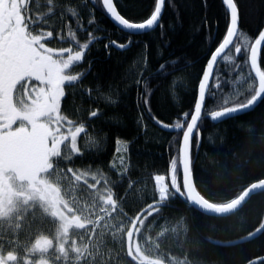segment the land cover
<instances>
[{"label":"snow or ice","instance_id":"snow-or-ice-1","mask_svg":"<svg viewBox=\"0 0 264 264\" xmlns=\"http://www.w3.org/2000/svg\"><path fill=\"white\" fill-rule=\"evenodd\" d=\"M222 4L226 6V31L198 77L192 107L181 112L176 123L166 124L152 114L154 89L143 71L135 80L137 88H144L137 112L143 108L156 124L178 133L168 144L167 171L151 177L153 191L147 197L151 203L130 215L125 206L140 181L128 178L130 168L123 156V171L115 180L92 171L91 165L88 170L69 166L74 157L83 159L91 151L85 144L100 146L101 140L91 134L93 126L86 127V120L104 115L97 108L85 118L72 98L79 94L92 101L103 98L116 103L100 92L101 85L82 86L91 67L77 70L97 39L88 27L106 31L98 26L96 7L106 10L121 31L128 33L124 43L108 40L104 45L108 52L113 46L127 50L140 42L133 37L156 27L163 35L166 0H150L141 20L122 12L127 7L122 0H81L78 4L74 0H0V264H195L183 251L188 229L182 224L170 228L158 223H167L165 209L179 200L193 213L195 222V213L226 219L254 199L264 201V132L259 134V156L252 155L231 169L227 164L217 165L212 172L199 164L200 129L206 119L219 122L264 107V57L260 55L264 28L242 40L239 0H222ZM85 15L87 25L82 22ZM80 31L87 33L86 42L78 39ZM53 42L60 46H52ZM220 58L233 60L229 67L238 77L227 93L228 81L219 74ZM178 63L179 58L160 63L153 78L182 71ZM208 98L216 102L215 110L209 108ZM249 133L256 143V130L249 129ZM255 169L259 177L250 179L248 170ZM125 182L121 194L116 189ZM224 195L228 198L223 202L211 198ZM244 231L240 240L264 237V214L251 231ZM168 241L182 250V259L171 254ZM211 242L226 247L235 243ZM247 264H264V256Z\"/></svg>","mask_w":264,"mask_h":264},{"label":"trees","instance_id":"trees-1","mask_svg":"<svg viewBox=\"0 0 264 264\" xmlns=\"http://www.w3.org/2000/svg\"><path fill=\"white\" fill-rule=\"evenodd\" d=\"M239 2L242 8L241 27L245 33L241 39L255 37L264 28V0ZM122 4L127 5L121 10L128 18L141 20L147 15L150 0H122ZM95 13L98 26L106 31L97 32L89 26V31L97 39L90 44L87 50L90 54L80 67V71L91 67V73L82 86L93 89L96 85H101L100 92L110 95L116 103L112 105L103 98L92 101L86 95L79 94L72 98L75 108L84 113L85 118L88 111L97 108L104 115L91 121L86 120V127L89 123L93 126L91 134L101 140L100 146L85 144L91 151L83 159L74 157V163L69 166L88 170L91 165L92 171L102 172L115 180L117 173L123 171L120 167V157L123 156L125 166L130 168L128 178L140 181L136 192L129 197V204L125 206V211L131 215L145 203H151L147 199L153 191L151 177L167 171L168 144L178 133L156 124L143 108L137 112V100L144 93V88H137L135 80L143 71L149 87L154 89V95L150 97L152 114L166 124L176 123L181 112L192 107L198 77L202 74L211 51L218 46L226 31V6L222 4V0H166L162 13L163 35L161 29L156 27L155 30L133 37L140 42L127 50H119L113 46L108 52L104 47L108 40L124 43L128 33L121 31L104 9L97 6ZM227 54L231 56V53ZM260 55L264 57V47ZM177 58L179 63L176 67L183 69L182 71L177 70L167 77L153 78L160 63ZM232 63V59L222 58L219 62V74L228 81L226 93L236 86L238 79L229 67ZM92 94L97 93L93 91ZM206 102L211 110L216 109V102L211 98ZM72 106L69 104L70 108ZM252 128L257 133L256 143L250 140L249 129ZM200 132V167L212 172L217 165L227 164L231 169L250 156L261 154L258 139L259 134L264 132V107L257 106L255 111L250 110L219 122L206 119ZM259 174V169L248 170L250 179L258 178ZM126 187L127 182L116 190L123 194ZM209 191L215 192L217 189L209 188ZM211 198L215 202H223L228 197L224 195ZM262 214L264 201L257 198L235 216L218 219L212 215L195 213L196 220L193 222V213L177 200L172 207L164 210L167 223L165 220H159L158 223L170 228L182 224L188 229L183 251H187L189 260L195 264H247L248 260L264 256V237L258 236L227 247L211 241L239 240L246 235L245 229L252 230ZM166 244L172 255L183 258L181 249L171 241Z\"/></svg>","mask_w":264,"mask_h":264},{"label":"flooded vegetation","instance_id":"flooded-vegetation-1","mask_svg":"<svg viewBox=\"0 0 264 264\" xmlns=\"http://www.w3.org/2000/svg\"><path fill=\"white\" fill-rule=\"evenodd\" d=\"M74 2L75 3H80L81 2V0H74ZM90 7H91V3H90V5H89ZM95 15H96V13H95ZM68 18H70V13L68 14ZM87 19H89V17H87L86 15H85V17L83 18V20H82V22H83V24H85V25H87ZM97 20V19H96ZM74 21H73V25H74ZM88 31H89V27H88ZM90 32V31H89ZM93 33V32H92ZM93 36H94V34H93ZM98 38H99V36H98ZM78 39H80V41H81V43H83V42H86L87 40H88V36H87V33L86 32H84V31H80L79 33H78ZM95 40H93L92 42H91V44L94 42ZM52 46H60V45H57L56 44V42H53V45ZM63 46H67V45H63ZM77 70H80V67L77 69Z\"/></svg>","mask_w":264,"mask_h":264},{"label":"water","instance_id":"water-1","mask_svg":"<svg viewBox=\"0 0 264 264\" xmlns=\"http://www.w3.org/2000/svg\"><path fill=\"white\" fill-rule=\"evenodd\" d=\"M164 10V9H163ZM163 10H162V13H163ZM108 14V13H107ZM108 16H109V18L114 22V24L117 26V27H119L120 29H121V26L108 14ZM126 31V30H125ZM127 32V31H126ZM263 47H264V45H262L261 46V52H262V50H263ZM261 54V53H260ZM221 59V58H220ZM250 110H252V109H249L248 111H250ZM247 111V112H248ZM239 114H242V113H237V114H234V116H236V115H239ZM215 122H217V121H215ZM165 130H168V131H178V130H176L175 128H164ZM200 144H201V132H200ZM199 147H200V145H199ZM243 241H247V240H235L234 242L235 243H238V242H243Z\"/></svg>","mask_w":264,"mask_h":264},{"label":"rangeland","instance_id":"rangeland-1","mask_svg":"<svg viewBox=\"0 0 264 264\" xmlns=\"http://www.w3.org/2000/svg\"><path fill=\"white\" fill-rule=\"evenodd\" d=\"M105 11H106V10H105ZM85 146H86V145H85ZM78 195H79V194H78ZM123 264H127V262H126V261H124V262H123Z\"/></svg>","mask_w":264,"mask_h":264},{"label":"bare ground","instance_id":"bare-ground-1","mask_svg":"<svg viewBox=\"0 0 264 264\" xmlns=\"http://www.w3.org/2000/svg\"><path fill=\"white\" fill-rule=\"evenodd\" d=\"M201 137H202V135H201Z\"/></svg>","mask_w":264,"mask_h":264}]
</instances>
